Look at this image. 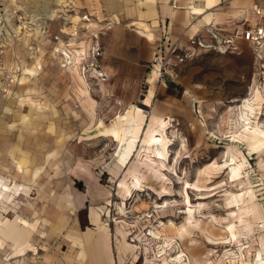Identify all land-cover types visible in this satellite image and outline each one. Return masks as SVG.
<instances>
[{
	"label": "rangeland",
	"instance_id": "rangeland-1",
	"mask_svg": "<svg viewBox=\"0 0 264 264\" xmlns=\"http://www.w3.org/2000/svg\"><path fill=\"white\" fill-rule=\"evenodd\" d=\"M131 2L0 0V264H256L264 133L252 132L255 119L248 134L232 133L229 107L252 83L264 92V55L245 41L234 51L199 47L182 60L184 46L161 43L153 55L127 24L137 14ZM254 111L264 122V103ZM151 116L154 136L168 123L167 169L142 160L152 155L140 151ZM236 161L243 165L234 180ZM199 168L209 172L201 190H186ZM87 184L99 185L94 200ZM238 207H248V230ZM7 221L23 246L7 242ZM229 224L242 230L236 240ZM95 236L99 256L87 248L80 260L75 242L88 246ZM179 254L183 262H173Z\"/></svg>",
	"mask_w": 264,
	"mask_h": 264
},
{
	"label": "crops",
	"instance_id": "crops-1",
	"mask_svg": "<svg viewBox=\"0 0 264 264\" xmlns=\"http://www.w3.org/2000/svg\"><path fill=\"white\" fill-rule=\"evenodd\" d=\"M131 7L135 8L137 14L127 24L132 26L138 36L144 37L145 43L155 46L153 55L158 53V50H155L161 43L184 46L186 50L184 54L188 56L192 55L196 48L201 47L192 44L191 39H202L208 43L211 41L209 31L224 37L239 27L257 24L264 27V0H132ZM255 8L262 9L263 16L256 15ZM240 41L242 40L236 41V47ZM262 43L264 44V38ZM155 74V70L152 69L149 83L154 84ZM21 194L18 193L15 200ZM91 200H94V197ZM94 218L92 216V219ZM95 237L89 238L88 246L83 239L75 242L78 255L81 256L80 260L85 259L87 248L94 256H99L97 254V249L100 250L99 237ZM89 263V260L84 261V264Z\"/></svg>",
	"mask_w": 264,
	"mask_h": 264
},
{
	"label": "bare ground",
	"instance_id": "bare-ground-1",
	"mask_svg": "<svg viewBox=\"0 0 264 264\" xmlns=\"http://www.w3.org/2000/svg\"><path fill=\"white\" fill-rule=\"evenodd\" d=\"M78 19L79 20L80 19L89 20L87 18V16H81V17H78ZM263 45L264 44L261 43L255 49V51H256V57L258 59H263V55L264 54H262L259 51L260 48L263 47ZM218 51H220V50H218ZM220 52H224V51H220ZM63 54H64V57L66 58V60L70 58V55L67 53V51L64 52ZM67 63L69 64L70 61H68ZM155 65L158 68V75H159V73H160V65L159 64H155ZM262 67H264V66H262ZM93 72L95 73V75H93L94 77L95 76L96 77H101V76L104 75L103 72H99L97 70H93ZM99 79L101 80L103 78L101 77ZM261 88L263 89V84H259V82L252 83V84L248 85L247 92H246V95L244 97H242V98H233L231 100L232 102L238 101V104L236 103L235 105H231L229 107L230 110H234V117H232V119H229V122H231V123L234 124V126H232V128L233 127H236V130H232L231 131L232 133H235V132H244L245 134H248V130L247 129L251 127V123H252L253 119H255V124H254L253 131L252 132L253 133H260V134H263L264 133V122H263L262 119H260L261 115H263V114L261 113V111H254V110H256L258 108L259 104H262L263 105V103H264V92H262L260 90ZM235 109L237 111H235ZM253 111L254 112H257V113H260V117L256 113L253 114ZM144 115H146V114H144ZM153 120H154V118L151 116L150 122H149V124H148V126L146 128L145 138H144L143 144L140 147V151H144L146 148L153 149L151 151L152 152V155H150V154L149 155L144 154V157L142 158V160H143V162L145 164H147L151 168L152 167H157L158 168V167L161 166V167H164L163 169H167V167L164 165V161L167 158L166 157V153H167V150H168V146H166V142L169 143V141L171 139V138H167L166 135H165L166 128H167L168 123L166 121H160L159 122V128H158V131H159L160 135L159 136H154L153 129L151 127L152 126V123L154 122ZM163 135H165V137ZM252 135H255V134H252ZM260 139H261V141H258V144L257 145L259 147L258 149L261 150V151H263V148H264V140L262 138H260ZM242 161H244V159ZM242 165H243V162H240L239 163L237 161L234 162V163H232V164H230V170H231L230 171V176H231L232 179L235 180L236 177L239 175V173H241L240 172V169H241ZM206 174L207 175L209 174V172L207 171L206 168H203V169H200L199 168V169H197L196 170L197 181L196 182H193V183H189L187 181H184L183 182L184 183V186H182V187L186 188V190H187V188H191L192 190H201L200 189V185L197 182L199 180H203L205 178L204 175H206ZM134 180H135V183L134 184L140 185L139 184V176L137 174H134ZM2 181H3V177H0V182H2ZM120 183H122V182H120ZM91 186H93V185L87 184L86 191H87V196L90 197L91 199H93V197L95 196L94 193H96L93 190L95 188H97V187L99 188V185L97 184L96 186H93V188ZM187 195L185 196L186 197L185 199L189 203L188 213L190 214V217L193 218L194 216H193V214L191 212V205H190V201L188 200V196ZM168 203H169L168 200H164L163 203H162V205H160V206L166 208L168 206ZM247 208L248 207H238L237 210H236V212L238 214L237 220L240 222V224H243L242 225V228H246L248 230V228L250 226H249V223L246 222V217L250 213H249V210ZM21 219H22L21 222L23 223L24 226L25 225L26 226H29V224H30L31 227H32L33 225H35V223H33V222L28 223V221L26 219H24V218H21ZM50 223L51 222H49V224ZM53 226H55V225H53ZM233 226H234V224H229L228 225V227L231 229V232H232L231 233L232 239L236 240L237 237H238V235L241 234L242 230L241 231H238V232H233L232 231ZM258 227L263 228L264 227V223H262ZM4 231H5L6 237L9 239L7 242H9V245H11L12 247L17 245L16 247L18 248V247L23 246L26 243L22 232H19L16 229H14L13 232H10L9 231L8 221L4 223ZM150 233L153 234V237L154 238H156L159 235L155 231H151ZM259 234L260 233H258V235ZM259 237L261 238L262 235H260ZM116 245H117V242H116ZM168 248L169 247L161 246L160 251L161 252L164 251L163 253H165ZM181 258H182V255L179 254V255H177L175 257V260L173 262L181 263V262H183V261H181ZM254 258L256 259V264H264V239L261 242V248L257 251V253H256V255H255ZM171 262H169V263H171ZM245 262H246V260H245Z\"/></svg>",
	"mask_w": 264,
	"mask_h": 264
},
{
	"label": "built area",
	"instance_id": "built-area-1",
	"mask_svg": "<svg viewBox=\"0 0 264 264\" xmlns=\"http://www.w3.org/2000/svg\"><path fill=\"white\" fill-rule=\"evenodd\" d=\"M255 14L258 16H263V11L260 8L254 9ZM211 36V41L206 43L203 42L202 39L193 38L191 39L192 44H196L201 47H212L213 49L226 51V50H235L236 48V41L242 40L247 41L254 45L255 49L258 45L262 43L264 38V27L260 25H253L248 27H239L236 28L233 33L230 35H226L224 37L219 36L216 32L209 31ZM175 50V48H174ZM95 54H99L98 49H95ZM184 56H178V59L182 60Z\"/></svg>",
	"mask_w": 264,
	"mask_h": 264
}]
</instances>
